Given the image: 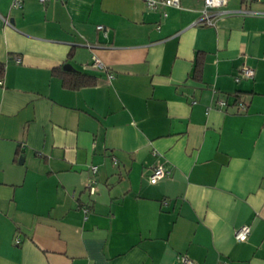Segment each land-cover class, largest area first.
I'll return each mask as SVG.
<instances>
[{
	"label": "crops",
	"instance_id": "0c3cea01",
	"mask_svg": "<svg viewBox=\"0 0 264 264\" xmlns=\"http://www.w3.org/2000/svg\"><path fill=\"white\" fill-rule=\"evenodd\" d=\"M12 2L0 264H264V0H227L214 25L196 23L203 0Z\"/></svg>",
	"mask_w": 264,
	"mask_h": 264
},
{
	"label": "built area",
	"instance_id": "2783aa9c",
	"mask_svg": "<svg viewBox=\"0 0 264 264\" xmlns=\"http://www.w3.org/2000/svg\"><path fill=\"white\" fill-rule=\"evenodd\" d=\"M40 2H45L47 0H39ZM146 6L149 9H154L157 6H179V0H144ZM227 3V0H203V6L199 11V15L196 19V23L200 25H214L215 16L217 15V9L224 6ZM12 6L15 8L21 7V0H13ZM8 23V20H4ZM96 28L98 30H103L105 32V27L103 25H97ZM92 66L98 70H106V66L103 62L95 55L92 54L91 56ZM254 74V70L251 67L243 66L240 70V75L242 77L251 78ZM113 74L108 72V77L111 78ZM237 80L239 77L236 78ZM220 105H224L225 102L222 100H218ZM92 172L96 171V166H90ZM167 171L162 165H156L151 174L149 175L148 179L150 183H155L158 179L165 176ZM94 180L89 179L86 183V188H88L89 193L94 192L93 186ZM250 232V227L248 224H242L239 228H237L234 232V238L238 241H243L247 238ZM180 261L184 264H189L191 261L188 260L185 256L180 257Z\"/></svg>",
	"mask_w": 264,
	"mask_h": 264
},
{
	"label": "trees",
	"instance_id": "16d2710c",
	"mask_svg": "<svg viewBox=\"0 0 264 264\" xmlns=\"http://www.w3.org/2000/svg\"><path fill=\"white\" fill-rule=\"evenodd\" d=\"M4 64L0 62V79L3 77ZM93 80L84 74H73L70 77L63 76V84L70 88H79L82 86L90 85Z\"/></svg>",
	"mask_w": 264,
	"mask_h": 264
},
{
	"label": "water",
	"instance_id": "95a60500",
	"mask_svg": "<svg viewBox=\"0 0 264 264\" xmlns=\"http://www.w3.org/2000/svg\"><path fill=\"white\" fill-rule=\"evenodd\" d=\"M67 67H70V66L68 64L63 65V68H67Z\"/></svg>",
	"mask_w": 264,
	"mask_h": 264
}]
</instances>
